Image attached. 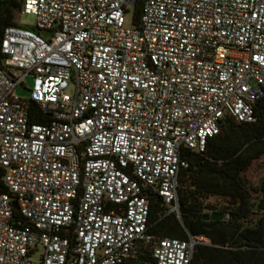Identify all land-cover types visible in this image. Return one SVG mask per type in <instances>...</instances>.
Returning <instances> with one entry per match:
<instances>
[{
    "label": "built area",
    "instance_id": "built-area-1",
    "mask_svg": "<svg viewBox=\"0 0 264 264\" xmlns=\"http://www.w3.org/2000/svg\"><path fill=\"white\" fill-rule=\"evenodd\" d=\"M19 4L33 24L0 37V264H129L138 242L152 264H190L209 238L146 233L149 200L178 217L181 152L223 116L253 121L264 0Z\"/></svg>",
    "mask_w": 264,
    "mask_h": 264
},
{
    "label": "trees",
    "instance_id": "trees-1",
    "mask_svg": "<svg viewBox=\"0 0 264 264\" xmlns=\"http://www.w3.org/2000/svg\"><path fill=\"white\" fill-rule=\"evenodd\" d=\"M19 7V0H0V37L4 26L17 24ZM138 7L136 3L135 15ZM30 109L36 113L31 120H41L33 104ZM253 114L251 122L223 116L201 152H181L186 166L177 175L178 217L173 213L158 216L161 201L155 194L150 197L146 233L181 239L187 231L209 238L211 245L194 247L190 264H264V170L254 185L245 175L254 160H264V101L254 102ZM209 195L225 197L226 205L221 209L207 207L202 199ZM217 212L221 215L218 219L202 218ZM144 262L152 264L150 245L138 242L129 264Z\"/></svg>",
    "mask_w": 264,
    "mask_h": 264
},
{
    "label": "rangeland",
    "instance_id": "rangeland-1",
    "mask_svg": "<svg viewBox=\"0 0 264 264\" xmlns=\"http://www.w3.org/2000/svg\"><path fill=\"white\" fill-rule=\"evenodd\" d=\"M16 23L19 25H32L34 22L33 15L29 13H22L18 12L15 16ZM125 23L128 25V14H125ZM33 85V78L31 76L25 75L22 78V82L13 87L12 93L14 96L19 98H27L28 97V90ZM264 170V160L262 158L256 159L252 162L249 166L248 170L245 172V175L251 185H254L258 180V176ZM202 203L207 207H213L215 209H221L226 205V198L219 196V195H209L206 198L202 199ZM202 211L204 213L208 212L207 208H203ZM163 212V209L158 213Z\"/></svg>",
    "mask_w": 264,
    "mask_h": 264
},
{
    "label": "water",
    "instance_id": "water-1",
    "mask_svg": "<svg viewBox=\"0 0 264 264\" xmlns=\"http://www.w3.org/2000/svg\"><path fill=\"white\" fill-rule=\"evenodd\" d=\"M14 205V203H13ZM203 219H218L220 218V213H209V214H203L202 215ZM262 238L264 239V229L262 231Z\"/></svg>",
    "mask_w": 264,
    "mask_h": 264
}]
</instances>
